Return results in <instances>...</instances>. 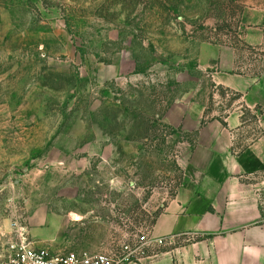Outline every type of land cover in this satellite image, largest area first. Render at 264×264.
Instances as JSON below:
<instances>
[{
    "label": "rangeland",
    "instance_id": "374dc122",
    "mask_svg": "<svg viewBox=\"0 0 264 264\" xmlns=\"http://www.w3.org/2000/svg\"><path fill=\"white\" fill-rule=\"evenodd\" d=\"M261 17L264 0H0V245L19 222L51 254L124 255L185 181L181 116L240 98L213 82L226 50L264 69L244 40Z\"/></svg>",
    "mask_w": 264,
    "mask_h": 264
},
{
    "label": "crops",
    "instance_id": "0c3cea01",
    "mask_svg": "<svg viewBox=\"0 0 264 264\" xmlns=\"http://www.w3.org/2000/svg\"><path fill=\"white\" fill-rule=\"evenodd\" d=\"M259 20L246 29L248 44L264 43V17ZM223 58L213 82L240 98L227 115L205 122L203 110L181 116L182 129L194 133L185 181L148 228L164 242L123 264H264V69L235 72L234 49ZM245 106L258 114L252 122L243 119ZM49 217L56 230L57 216Z\"/></svg>",
    "mask_w": 264,
    "mask_h": 264
},
{
    "label": "built area",
    "instance_id": "2783aa9c",
    "mask_svg": "<svg viewBox=\"0 0 264 264\" xmlns=\"http://www.w3.org/2000/svg\"><path fill=\"white\" fill-rule=\"evenodd\" d=\"M13 226L14 240L0 245V264H123L136 260L153 242H164L163 238L152 239L147 229L133 243L126 244L125 254L117 258L108 252L88 250L51 254L46 249L35 247L28 231L19 222H14Z\"/></svg>",
    "mask_w": 264,
    "mask_h": 264
},
{
    "label": "trees",
    "instance_id": "16d2710c",
    "mask_svg": "<svg viewBox=\"0 0 264 264\" xmlns=\"http://www.w3.org/2000/svg\"><path fill=\"white\" fill-rule=\"evenodd\" d=\"M247 110H249V108H247ZM250 111V110H249ZM255 116V118H257V115H254Z\"/></svg>",
    "mask_w": 264,
    "mask_h": 264
}]
</instances>
